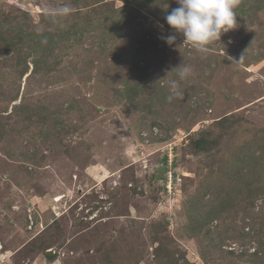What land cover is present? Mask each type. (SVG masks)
I'll use <instances>...</instances> for the list:
<instances>
[{
    "label": "rangeland",
    "instance_id": "1",
    "mask_svg": "<svg viewBox=\"0 0 264 264\" xmlns=\"http://www.w3.org/2000/svg\"><path fill=\"white\" fill-rule=\"evenodd\" d=\"M158 1L0 0V264H264V0Z\"/></svg>",
    "mask_w": 264,
    "mask_h": 264
},
{
    "label": "trees",
    "instance_id": "2",
    "mask_svg": "<svg viewBox=\"0 0 264 264\" xmlns=\"http://www.w3.org/2000/svg\"><path fill=\"white\" fill-rule=\"evenodd\" d=\"M151 2H153V4H155V14H156V16H161V20L162 21H164V18L167 16L168 18H170V13L172 12V9L170 8V7H168V8H164V7H158L157 6V4L159 3V1L158 0H150ZM164 1V0H163ZM241 4H243V2H242V0H238ZM162 2V1H161ZM210 7H216V9L217 8H220V9H222V8H227L228 7V5H226L225 3H218V2H215V3H210ZM232 7V6H231ZM232 9L233 10H237L238 9V6H233L232 7ZM239 10V9H238ZM196 12H198V14H199V12L200 11H197L196 10ZM122 13V12H121ZM173 13V12H172ZM112 14V13H111ZM113 16V15H112ZM122 19V18H121ZM109 20V18L106 16V17H103V25L101 26V30H103L106 26H110L111 28H112V33H113V37L114 38H117V37H119V26H118V24H119V22L120 21H118V22H115L114 24H111V23H108L107 21ZM101 22H102V20H101ZM123 22V21H122ZM117 27V28H116ZM192 28H193V30L195 31V33H199L200 32V27L199 26H192ZM68 32L65 34V33H63V34H60V33H57V37L60 39V40H63V41H68V38H69V36H68V33L69 32H71V30H67ZM194 31H193V33H188V36H191V38H192V41L195 43V44H197V43H199L200 44V42H201V40L200 41H198V40H196V39H194L193 37H192V34H195L194 33ZM150 32V31H149ZM65 34V35H64ZM48 39V41L46 42V46L51 50V51H53L54 49H55V47L58 45V41L54 38V37H48L47 38ZM197 42V43H196ZM209 45H207V47H208ZM201 141H202V137L201 138H199V139H197L195 142H194V148H197V149H199V148H201L202 147V144H201ZM233 167V170L232 171H234V169H235V166H232ZM214 175H215V173L214 172H212V174H211V184L208 182V184H209V186H208V188H207V191L209 190H211V191H216L217 189L219 190L218 191V194H219V196H220V198H221V189L220 188H217V180L214 178ZM250 186V183H246L245 184V187H246V193L247 194H249L248 193V188L247 187H249ZM210 191V192H211ZM221 191V192H220ZM196 194L195 195H193V196H191L189 199H188V203L187 204H189V206H191V207H193V209H196V207L198 208V207H200L201 209H200V212H199V210H197V211H195V213L192 215V218L193 219H196L197 221H198V219H197V217H196V213L198 212L199 213V218H200V216H201V218H206V217H208V215L211 213V209L213 208V202L214 201H211L210 199H205L204 201L202 200V196L203 195H205L206 193L204 192V193H199V192H195ZM219 203L220 202H222V201H225V199L224 198H221V199H218L217 200ZM208 218H210V217H208ZM199 227H196V230L198 229ZM201 254V253H200Z\"/></svg>",
    "mask_w": 264,
    "mask_h": 264
},
{
    "label": "water",
    "instance_id": "3",
    "mask_svg": "<svg viewBox=\"0 0 264 264\" xmlns=\"http://www.w3.org/2000/svg\"><path fill=\"white\" fill-rule=\"evenodd\" d=\"M48 253H50V252L48 251Z\"/></svg>",
    "mask_w": 264,
    "mask_h": 264
}]
</instances>
